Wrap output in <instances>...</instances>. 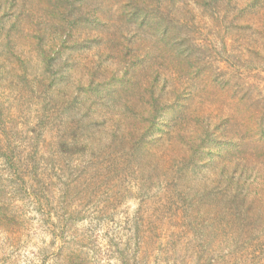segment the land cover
<instances>
[{
	"label": "rangeland",
	"instance_id": "obj_1",
	"mask_svg": "<svg viewBox=\"0 0 264 264\" xmlns=\"http://www.w3.org/2000/svg\"><path fill=\"white\" fill-rule=\"evenodd\" d=\"M0 264H264V0H0Z\"/></svg>",
	"mask_w": 264,
	"mask_h": 264
}]
</instances>
